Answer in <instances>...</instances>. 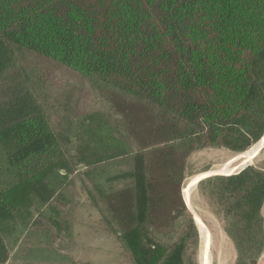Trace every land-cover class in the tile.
Returning <instances> with one entry per match:
<instances>
[{
    "label": "trees",
    "instance_id": "1",
    "mask_svg": "<svg viewBox=\"0 0 264 264\" xmlns=\"http://www.w3.org/2000/svg\"><path fill=\"white\" fill-rule=\"evenodd\" d=\"M25 49L112 90L122 125L58 107ZM263 133L264 0H0V264H92L64 253L81 210L118 241L115 264H199L187 160L243 153ZM198 186L234 264H256L264 168Z\"/></svg>",
    "mask_w": 264,
    "mask_h": 264
},
{
    "label": "rangeland",
    "instance_id": "2",
    "mask_svg": "<svg viewBox=\"0 0 264 264\" xmlns=\"http://www.w3.org/2000/svg\"><path fill=\"white\" fill-rule=\"evenodd\" d=\"M22 54L25 67L35 68L45 75L46 87L58 107L75 115L102 111L115 117L122 125L121 118L116 114V108L111 99V96H114L112 90L98 87L90 79L45 55L26 49L22 51ZM240 154L220 147H207L194 151L187 160L188 176L181 189L192 177L206 171L218 174L237 172L244 166L245 161L244 156L239 157ZM248 163L264 168V146L250 158ZM189 199L191 207L199 215L205 228L208 261L211 264H234L235 244L224 228L223 216L218 207L211 201L205 190H200L198 184L191 192ZM78 213L80 218L75 226L77 232L75 243L64 251L71 258V263L74 261L92 264H115L119 261L123 263L125 255L123 256L118 241L113 236H106L95 224L94 216H87L86 210ZM201 260L202 244L199 239V264ZM12 264L28 263L15 259Z\"/></svg>",
    "mask_w": 264,
    "mask_h": 264
},
{
    "label": "bare ground",
    "instance_id": "3",
    "mask_svg": "<svg viewBox=\"0 0 264 264\" xmlns=\"http://www.w3.org/2000/svg\"><path fill=\"white\" fill-rule=\"evenodd\" d=\"M264 145V135L263 137L257 142L255 143L249 150L241 153L239 155V157L242 155L245 157V161L243 163V165L249 164L248 161L250 160V158L258 151L260 150ZM243 167V166H242ZM241 167V168H242ZM211 172L206 171L203 172L201 174H197L196 176L192 177L189 182L185 185V187H183L182 189V195L183 198L185 200V203L187 204L188 208L191 210L192 214H193V218L195 221V224L198 228L199 231V238H200V242L202 244V260H201V264H211L208 261V257H207V251H208V246H207V239H206V232H205V228L200 220L199 215L195 212V210L191 207V202H190V194L193 191V189L195 188L196 182L197 180L202 177L203 175H207Z\"/></svg>",
    "mask_w": 264,
    "mask_h": 264
},
{
    "label": "water",
    "instance_id": "4",
    "mask_svg": "<svg viewBox=\"0 0 264 264\" xmlns=\"http://www.w3.org/2000/svg\"><path fill=\"white\" fill-rule=\"evenodd\" d=\"M263 135H264V133H263ZM257 143V142H256ZM264 146V145H263ZM262 149V148H261ZM247 165H251V163H249V164H246V165H244L242 168H240V169H238L237 170V172H239V171H241L243 168H245ZM237 172H233V173H237ZM233 173H229V174H218V173H214V172H212V173H209V174H207V175H203L202 177H200L198 180H197V182H196V185L198 184V182L199 181H201L202 179H204V178H206V177H209V176H212V175H230V174H233ZM195 185V186H196ZM183 196V195H182ZM184 199V198H183ZM185 201V200H184ZM187 205V204H186Z\"/></svg>",
    "mask_w": 264,
    "mask_h": 264
},
{
    "label": "built area",
    "instance_id": "5",
    "mask_svg": "<svg viewBox=\"0 0 264 264\" xmlns=\"http://www.w3.org/2000/svg\"><path fill=\"white\" fill-rule=\"evenodd\" d=\"M256 264H264V250L260 256V258L258 259Z\"/></svg>",
    "mask_w": 264,
    "mask_h": 264
}]
</instances>
